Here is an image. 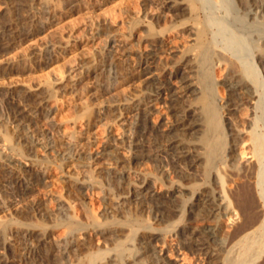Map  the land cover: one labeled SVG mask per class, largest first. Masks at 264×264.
<instances>
[{"label":"bare ground","instance_id":"obj_1","mask_svg":"<svg viewBox=\"0 0 264 264\" xmlns=\"http://www.w3.org/2000/svg\"><path fill=\"white\" fill-rule=\"evenodd\" d=\"M5 1L8 3L6 12L10 15L6 21L0 23V56L17 42L35 33L40 27L39 22L44 14L52 16L53 8H55L53 6H56L53 0ZM209 1L143 0L141 9L137 12V20L139 22L147 21L144 35L149 42V50L135 58L128 59L124 55L126 59H123L116 53L125 44L122 39H119L120 37L108 34L106 52L112 55L110 56L112 61L108 68L110 71L114 69V76H110L118 83L135 81L147 74L150 75L141 79L142 88L138 94L125 100L105 103L100 106L98 111L86 108L87 110H84L86 119H84L86 126L90 128L97 117L105 115V118H110L111 123L107 127L108 139L102 148V154H113L111 148L126 146L131 150L132 159H148L158 164L160 169L171 165L180 173L189 174L195 166H203L202 173L205 181L214 173L219 177V190L208 189L206 186L207 190L201 192L202 195L194 202V205H191L190 209L185 207L181 210L173 205L171 203L172 193L158 191L156 184L150 183L147 178L144 182L142 181L138 191H129L123 201L121 203L119 201V206L130 198L138 199L142 208L151 206L156 213V218L169 216L176 212H182L181 218L187 213L192 216L199 213L207 217L216 216L222 212L220 217H223V223L203 229L185 227L181 246L177 249L178 254L173 255L175 248L170 249V246H166V241L163 247L159 248L160 242L157 243L156 240L160 235L144 221L138 218L129 219L128 222L131 224L123 223L122 226H119L122 223L121 220L108 221L106 224H109L110 227L113 224H119V228L128 230L126 240L116 243L113 255L115 257L113 261H116V264H184L180 262L184 257L180 256L185 252L193 253L203 264H264V134L257 129L259 123L257 119L251 123V130L240 131L231 126V131L227 130V132L222 110L223 108L230 109V105L233 104L241 111L242 109L246 110L248 107L244 105L246 103L244 101L245 94L248 93L251 96L253 93L264 90V75H260L258 69L250 66V62L247 63L246 54H249L247 51L249 42L246 44L247 41L242 38V32L246 28L258 31L260 42L256 40L250 44L254 45L258 52V64L264 63V0H238L243 11L250 10L244 13L249 16L248 21L242 23V27L246 28L232 30V35L238 41L236 45L234 44V50L229 49L232 46L222 47L214 37H211L212 21L225 15H219V10H217L223 1L211 0L215 3L216 8ZM58 2L60 3V1ZM127 12L131 19L135 18L134 11ZM168 15L175 19L171 24H165L166 22L162 24L163 17ZM255 16H261L263 20L261 19V22L258 21L260 23L255 24L254 20H251ZM256 17L254 19L259 18ZM217 22L221 23L218 20ZM99 26L108 32L113 30V25L106 20L102 21ZM181 29L180 34L187 33L191 37L192 43L189 49L180 51L182 54L175 65L168 61V58L170 59L174 54V50L169 45V39L171 35ZM251 45L250 47H252ZM54 49L50 47L48 51L52 52ZM43 50L47 51V49ZM39 52L34 51L31 54L34 53L36 56L39 55ZM189 52L191 53L188 54ZM157 54H164L165 59L163 65H160L159 71ZM25 57H27L26 54ZM9 63L8 65H10ZM177 63H180L181 66H177ZM170 65H173V70L168 72ZM226 69H230L231 74L224 82L219 83L216 75ZM63 78L58 83L59 86L56 87L54 83H49L41 88L22 87L7 92L4 103L7 110L6 117L8 123L12 125H10L12 130L8 135L4 133L6 134L3 135L5 143L11 141L16 148L22 149L27 157L33 158L38 157L36 152L39 148L42 149V146L50 147L49 132L47 131V133L40 127L39 118L42 117V114L50 115L53 112L52 99L54 100L59 93L68 91L73 84ZM220 85L231 91V98L226 99L225 102H220L217 97V86ZM109 89L111 90V86H107L105 90ZM129 116L134 117L131 123L126 122V117ZM119 121H122V125L125 127L123 132L119 133L122 136L115 138L114 128ZM198 126L203 129L199 136L195 134L197 139H194L192 133L193 130L198 129ZM190 135L191 137H189ZM230 137L232 139H229ZM60 141L62 143L61 150L70 159L76 155L83 158L87 154L86 149L78 147L77 143L73 144L72 141L64 139ZM54 142L55 140L52 142V146L55 144ZM91 158H95V155H91ZM19 160L16 155L10 152L4 157H0V189L9 196L8 198H23L33 189L35 182L41 183V176L38 177L37 172L33 169L23 168L22 164L19 165L21 168L16 166V162ZM218 165L220 166L218 167ZM220 169L222 170L220 171ZM235 175L240 176L243 180L249 179L250 182L237 186V181L236 184L232 183L233 177H237ZM121 177H124L123 174ZM231 179L233 180L230 181ZM72 182L74 187H82L86 184L76 179ZM125 187L124 181L117 185L118 190ZM195 194L196 190L193 196ZM61 204L62 212L70 215V206L67 203L61 202ZM34 206L36 209L39 207V205ZM2 207L0 206V209ZM12 223L0 224V264H63L52 253L41 255L38 249L39 244L31 240L36 234L41 236L40 240H44L43 236L46 230L42 229L38 233L37 224H27L26 222L20 224V221H16L14 225L15 223L18 225L12 227ZM38 225L44 227V224L39 223ZM8 228H14L10 237L8 231L11 229L8 230ZM70 228L72 229H70L71 236L69 235L70 238L66 240V246H63L66 252L73 248L78 249L77 247L85 243L80 236L75 235V232L80 230L79 225L72 222ZM138 232L142 238L137 252L133 253L132 248H127L126 241L131 240ZM149 252L151 253L148 259L140 257ZM126 253L129 254L128 257ZM106 257L105 252L95 250V252H89L84 260L80 258L83 260L82 264H107L104 261L109 257Z\"/></svg>","mask_w":264,"mask_h":264},{"label":"rangeland","instance_id":"obj_2","mask_svg":"<svg viewBox=\"0 0 264 264\" xmlns=\"http://www.w3.org/2000/svg\"><path fill=\"white\" fill-rule=\"evenodd\" d=\"M142 1L53 0L56 6H53L55 8H53L52 16L49 17L48 14H44L41 22H39L40 27L35 31L36 34L33 33L30 37L17 42L1 55L2 57L0 56V157H4L10 152L20 159L16 162L18 168L30 167L37 172L38 177L41 176V183L35 182L33 189L23 198H8L9 196L0 189V206H3L0 209V224L13 222L12 227L18 225L16 223L14 225L16 221H20V224H25V222L27 224H37L38 233L42 229L46 230L43 236L44 240H40L41 236H37V234L34 236V240L31 239L34 243L39 244L40 254L45 256L52 253L63 264H82L86 255L89 252H95V250L105 252L107 257H109V259L106 257L108 261L105 259L107 262L104 261V263L116 264V261H113L115 260L113 255L116 243L120 240H126L128 234V230L119 228V226H122L123 223L131 224V222H128L129 219L138 218L154 228L160 235L156 240L157 243L160 242L159 248H162L166 241V246H170V249L175 248L173 255L178 254L177 249L181 246L185 227L203 229L223 223V217H220L222 212L216 216L207 217L199 213L194 214V216L187 213L182 218V212H176L169 216L156 218V213L151 206L142 208L138 199L130 198L119 206L129 191H138L137 189L147 178L150 183L156 184L158 191L172 193L171 203L173 205L181 210L185 207L190 209L191 205H194V202L202 195L201 192L207 190V187L208 189L219 190V177L214 173L205 181L202 173L203 166H195L196 168L194 167L189 174L180 173V171L172 168L171 165H166L163 169H160L158 164L148 159H132L131 150L126 146L111 148L113 154H102V148L108 139L107 127L111 123L110 118H105V115H102V117L95 119L96 121L93 122L94 125L92 124V127L86 126L84 112L88 108L98 111L100 106L105 103L125 100L134 96V94H138L142 88L141 79L150 75L147 74L139 80L121 81V83H118L111 77L114 76V69L111 72L110 68H108L112 61V57H110L112 55L106 52L108 34L122 39L125 44L123 47L125 51L122 50L123 48L121 50L119 48L116 54L123 59H126V57L128 59L135 58V56L149 50V42L146 39V35H144V27L147 21L142 20L139 22L137 20V12L141 9ZM221 1H223L222 5L220 3L221 7L219 8L218 6L217 10H219V15L225 16L222 18L218 17V19L215 18L212 21L210 35L222 47L229 48L232 46L229 49L234 50V46L238 41L232 35V30L235 28H240L241 30L246 28L245 26L242 27V23H246L249 16L244 13L250 9L243 11L238 0ZM209 2L216 8L213 1L210 0ZM58 4L59 6H57ZM7 8L8 3L5 0H0V23L9 18L10 14L6 12ZM127 11H134L136 13L135 18L131 19L127 15ZM164 17L162 24L165 22V24H171L173 19H175L171 15ZM257 17V19H251L252 21L254 20L255 24L263 20L261 16ZM104 20L113 25L112 31L108 32L99 26ZM217 20L221 23L217 22ZM181 31L182 29L171 35L169 39V45L174 50V54H172L170 59L168 58V61L175 65L182 54L180 51L189 49L192 43L191 37L187 33L180 34ZM242 33V38L247 41L246 44L249 42V45H247V47L249 46V50L247 48L249 54H246L247 63L250 62V66L258 69L260 75H264V63L258 64V52L255 46L250 44L256 40L260 42L258 40V31L246 28ZM50 47L55 48L54 51L49 52L48 49ZM42 49H47V51H42ZM34 51H40L39 55L34 56V53L31 54ZM25 54L27 57H25ZM163 56L164 54H157L156 56L159 64L158 71L161 67L160 65H163L165 61ZM8 62H10V65H8ZM172 66L170 65L168 72L173 70ZM177 66H181L180 63H177ZM230 74V69L221 70L216 77L219 79V83H222ZM62 78L68 79L73 84H71L68 91L59 93L54 100L52 99L53 112L50 115L42 114V117L39 118L40 127L50 133L47 132L49 140H51L49 142L50 147L44 148L42 146V149L39 148L36 152L38 157L33 158L27 157L26 153L19 147L16 148L11 141H6L5 143L3 135L10 134L12 130V125L8 123L6 117L7 110L4 103L7 92L22 87L41 88L49 83H54L56 87L59 86L58 83H60ZM115 81L116 83L113 84ZM106 85L111 86L110 91L105 90L107 88ZM217 97L220 102H225L226 99L231 98V91L223 85L217 86ZM244 101L246 102L244 105L248 107L247 111L243 109L241 111L235 104L230 105L231 110L229 108L222 109L224 111V123H226L227 127L226 131L230 132L231 126L240 131L251 130V123L254 119H257L259 121L257 129L264 134V90L253 93L251 96L246 93ZM126 119V122L131 123L134 117L129 116ZM201 126H198V129L196 128L198 131L193 130L192 138L197 139L195 134L200 135L203 129ZM124 127L122 121L115 124V138L122 136L119 133L123 132ZM116 133L119 135L117 136ZM61 139L70 140L69 142L72 141L73 144L77 143L78 147L86 149L87 154L83 158L80 155H76L71 159L68 158V155L66 156L65 152L61 150ZM229 139H232V137ZM54 140L55 144L52 146ZM91 155H95V158H91ZM20 164H22L21 167L19 166ZM122 174L123 178L121 177ZM235 176H237V180L233 177L234 181H232L233 179L230 181L235 184L238 182L237 186L250 182L249 179H244L246 180L244 181L240 176ZM75 179L86 184L82 187H74L75 185L72 181ZM241 179L242 181H240ZM250 180L253 181L254 179ZM122 181L125 182L126 187L118 190L117 185ZM91 184L94 186L91 187ZM195 190L196 194L193 196ZM61 202L70 206L71 218H69L70 215L62 212ZM34 205H39L40 208L36 209ZM173 219L174 221H172ZM113 220H121L122 223L121 225L118 224L119 226L113 224L111 227L106 224V222ZM72 222L79 225L80 230H77L78 234L75 232V235L80 236L85 243L82 244L83 246L77 247L78 249L73 248L66 252L63 246H66V240L71 236L70 231L72 229L70 224ZM39 223L44 224V227L38 225ZM8 230H10L8 231V236L10 237L14 228H8ZM138 234L140 232L135 234V237L133 236L131 240L126 241V245L128 244L127 248H132L133 253L137 252L142 238L141 234ZM150 253H145L144 256L140 257L148 259ZM126 256L128 257L129 254L127 255L126 253ZM180 257H184L183 261L180 260L184 264H203L191 252H185Z\"/></svg>","mask_w":264,"mask_h":264}]
</instances>
